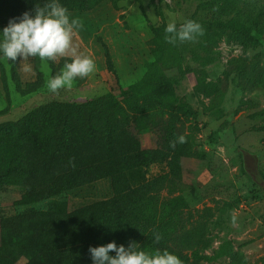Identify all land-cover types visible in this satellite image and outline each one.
Segmentation results:
<instances>
[{
	"label": "rangeland",
	"instance_id": "rangeland-1",
	"mask_svg": "<svg viewBox=\"0 0 264 264\" xmlns=\"http://www.w3.org/2000/svg\"><path fill=\"white\" fill-rule=\"evenodd\" d=\"M205 1L100 0L94 7L84 2H79L84 7H68L71 18L83 24L75 43L95 61L96 71L59 94L50 93L45 81L63 68V58L48 62L50 72L42 70L39 57L30 58L32 72L24 73L22 59L7 61L0 53V111H5L0 124L30 116L52 101L83 103L109 92L119 94L150 73L167 78L173 90L156 92L150 86L132 100L119 98L123 108L115 128L98 136L70 123L59 150L50 142L52 125L45 117L31 116L26 134L0 127V219L35 209L51 218L64 215L74 224L81 209L117 192H128L133 200L146 191L155 199L154 208L137 204L131 210L141 217L139 229L182 232L187 240L190 223L198 219L196 248L213 259L196 260L200 264L261 263L264 35L259 44L250 43L236 30L217 26L202 11ZM254 1L220 0L219 15L248 19L246 11ZM173 19L178 27L195 20L205 34L195 42L169 44L165 29ZM249 22L248 30L264 31L260 21ZM104 44L114 73L107 68ZM130 103H137L140 111ZM179 136L187 142L170 147ZM164 177L181 183L182 191L169 195L163 186L149 185ZM171 196L181 197L180 210L168 221L162 208ZM42 232L52 236L56 231L45 223H27L19 234L0 230V264H62L66 247L77 236H60L52 246L29 237Z\"/></svg>",
	"mask_w": 264,
	"mask_h": 264
},
{
	"label": "trees",
	"instance_id": "trees-1",
	"mask_svg": "<svg viewBox=\"0 0 264 264\" xmlns=\"http://www.w3.org/2000/svg\"><path fill=\"white\" fill-rule=\"evenodd\" d=\"M99 1L72 0L71 2H67L68 4L64 7L68 9V7L77 6L78 4L82 7L85 4L94 7ZM46 2L48 0H0V33L3 31L4 25H8L11 19L21 17L25 12L32 13L37 4L42 7ZM79 2H84L85 4ZM204 3L202 11L206 12L208 17L217 26L236 30L243 39L250 43L259 44L262 42L264 31L255 30L252 32L246 26L250 25L249 21L251 20L260 21L264 25V0H255L251 8L247 10L248 12L246 11L248 19L242 17V19L240 18L241 20L236 17L224 20L219 15L221 14L220 0H206ZM104 48L107 68L111 73H114L113 60L106 44H104ZM62 60L63 63L70 62L65 58ZM150 86L156 92H173L167 78L150 73L144 81L121 89L119 94L109 92L101 97L93 98L83 103L52 101L38 107L30 116L28 114L17 121L0 124V127H7V129H13L18 133L26 134L29 132L28 122L31 116L45 117L50 120L52 125L49 131L51 135L50 142L52 141V145L59 150V147L66 141V131L70 123L78 122L83 131L90 136H98L100 133L110 132L112 127L115 128V123L121 115L120 109L123 108L118 103V99L132 100L137 93ZM37 88L35 86L29 90L34 92ZM129 105H131L133 110L140 111L137 103H130ZM3 114H5V111H0V116ZM164 122L167 123V120ZM149 185L163 186L169 195L182 191L181 183L167 177L154 179ZM126 193L128 192H117L110 199L96 202L92 206L81 209L75 215L76 222L74 224L64 215H53V218H51L47 214H41L38 210L29 209L14 216L0 219V230L19 234L27 223L29 225L48 224L53 228V231H56L52 236H49L46 232L35 236L29 233V237L38 245H45V243L51 245L52 242L59 241L62 237L67 238L72 236L70 234L73 233L77 236V239L66 247L65 258L62 264H93L89 248L107 245L111 242H115L117 246L123 245L126 248L130 243L135 242L140 245L142 250L148 253H153L157 249L161 251L168 250L170 253L177 255L181 259L182 264H200V261H196L199 259L213 260L210 257L201 256L199 250L196 248L200 245V238L198 235L193 234V229L198 225V219L190 223L193 228L186 233L189 236L187 240L182 238V232L172 234H162L159 231L150 232L148 226L139 229L142 222L141 217H135L134 212H131V210L137 204H149L150 207L154 208L155 199L154 197H148L149 195L146 191L142 196L133 200ZM180 198V196H171L164 201L162 210H164V215L167 216L168 221L173 220L174 216L178 215ZM155 234L162 236L158 244L155 243ZM60 236L62 237L60 238ZM189 253L190 255H188ZM110 255L115 256V253H110ZM260 264H264V257L261 259Z\"/></svg>",
	"mask_w": 264,
	"mask_h": 264
},
{
	"label": "clouds",
	"instance_id": "clouds-1",
	"mask_svg": "<svg viewBox=\"0 0 264 264\" xmlns=\"http://www.w3.org/2000/svg\"><path fill=\"white\" fill-rule=\"evenodd\" d=\"M83 28L79 18H71L69 10L59 3V0H48L42 7L37 4L33 12H25L21 17L11 19L8 26L3 28L0 40V53L7 61L15 62L22 59L21 70L31 73L30 58L39 57L42 70L50 72L48 62H58L65 58L63 68L45 81L47 90L52 94H59L61 90H71L77 78L84 79L96 71L95 61L80 52L75 43L78 31ZM205 34L203 26L195 20L189 19L177 26L176 21L170 20L165 29L164 39L175 45L178 41L195 42ZM185 136H179L170 142L175 148L177 143H186ZM70 164L75 167L74 160ZM232 223H236V216H232ZM162 239L155 234V243ZM89 252L93 264H182L181 259L168 250H155L148 253L135 242L126 248L117 246L115 242L99 247H90ZM115 253V256L110 253Z\"/></svg>",
	"mask_w": 264,
	"mask_h": 264
}]
</instances>
